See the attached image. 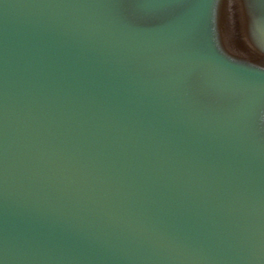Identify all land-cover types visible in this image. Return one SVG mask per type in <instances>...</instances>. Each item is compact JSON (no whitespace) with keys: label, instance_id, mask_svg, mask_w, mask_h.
I'll list each match as a JSON object with an SVG mask.
<instances>
[{"label":"water","instance_id":"95a60500","mask_svg":"<svg viewBox=\"0 0 264 264\" xmlns=\"http://www.w3.org/2000/svg\"><path fill=\"white\" fill-rule=\"evenodd\" d=\"M0 264H264V0H0Z\"/></svg>","mask_w":264,"mask_h":264}]
</instances>
